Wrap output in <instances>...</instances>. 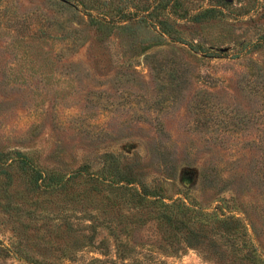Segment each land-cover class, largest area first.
Returning a JSON list of instances; mask_svg holds the SVG:
<instances>
[{"label":"rangeland","instance_id":"374dc122","mask_svg":"<svg viewBox=\"0 0 264 264\" xmlns=\"http://www.w3.org/2000/svg\"><path fill=\"white\" fill-rule=\"evenodd\" d=\"M65 1L0 0V159L53 174L0 189V264H252L141 184L240 218L264 259V0ZM114 162L137 182L96 181Z\"/></svg>","mask_w":264,"mask_h":264},{"label":"trees","instance_id":"16d2710c","mask_svg":"<svg viewBox=\"0 0 264 264\" xmlns=\"http://www.w3.org/2000/svg\"><path fill=\"white\" fill-rule=\"evenodd\" d=\"M57 4L63 7H68L71 10H76V7L74 5L67 6L68 2H66L65 0H58ZM205 12H207V10L203 13L205 14ZM203 13L195 16V19H198L199 16L203 15ZM139 22H137V24H139ZM89 25L97 34V38L100 41L106 36H109V34L114 30V28H116V22L114 21V19H112L111 16H108V14L104 12L100 13L98 17L90 16ZM165 31L166 30H162V33L166 34ZM168 35L171 34L168 33ZM17 158H19V156H17ZM20 161V159H13L11 163H8L7 160L5 161L3 159H0V177L3 176V179H1L0 182V189H2L4 192H7V190L12 186L13 171L15 165H18L20 167L22 165L23 170L26 171L29 175H31L32 180H35V178L41 179L43 178V175H45V177L48 175H53L46 170L40 171L36 169L34 166L30 165L25 160H22V162ZM121 169L122 168L120 167V164L116 162H114V166L112 168L107 165L99 173L100 176L96 178V181L104 179L100 182H105L107 179H110L108 180L110 182L108 184L110 187L113 184L112 180L118 181L123 179L121 181L127 185L134 184L137 182L134 176H131V174L127 172H122ZM43 186L45 188L46 185ZM131 189L133 191V197L136 198L137 205H157L158 208H163V212L166 210H170L169 213L164 214V217L167 218L166 221L168 223L173 224V226H180V229L182 231L185 230L190 232L189 235H191L192 237L198 236V234L194 233V227L196 226V224L200 227L201 230H204L210 224H215L216 229L222 231L228 238L230 236H237L242 239V249L245 251V260L249 261L252 264H264V259L261 258L251 241L248 239L249 236L247 234L246 225L240 218L224 214L221 208L218 210L220 212V214H218V212L208 213L191 209L187 207L183 202L166 205L160 200L149 201L147 197L156 194L150 192L148 188L143 184H141V193H138L136 189Z\"/></svg>","mask_w":264,"mask_h":264}]
</instances>
